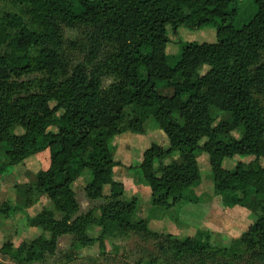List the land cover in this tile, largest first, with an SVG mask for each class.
<instances>
[{"label":"trees","instance_id":"1","mask_svg":"<svg viewBox=\"0 0 264 264\" xmlns=\"http://www.w3.org/2000/svg\"><path fill=\"white\" fill-rule=\"evenodd\" d=\"M14 3L19 13L0 15V142L8 144L7 164L45 150L50 164L21 190L20 203L0 204V216L23 213L30 226L51 236L17 247L7 240L2 253L20 264L43 263L56 254L63 234L74 236L76 248L94 243L88 228L96 224L103 243L131 235L152 242L150 264H264V0H253V13L240 22L238 0ZM168 26L175 35L181 26H212L217 40L181 41L172 64ZM67 30L77 35L68 37ZM213 107L232 121L216 125ZM152 127L168 140L166 146L153 142L137 165L152 208L177 219L185 205L200 203L199 156L207 153L216 194L254 217L229 248L214 245L208 232L182 238L136 219L138 198H127L125 184L114 177V141ZM237 129L242 137H231ZM236 156L256 159L228 169L225 160ZM87 172V197L104 200L99 217L81 211L72 187ZM36 205L39 210L28 214Z\"/></svg>","mask_w":264,"mask_h":264},{"label":"rangeland","instance_id":"2","mask_svg":"<svg viewBox=\"0 0 264 264\" xmlns=\"http://www.w3.org/2000/svg\"><path fill=\"white\" fill-rule=\"evenodd\" d=\"M240 17L238 21H244L254 11L253 0H238ZM7 12L19 13L20 6L14 0H0V15ZM239 21V22H240ZM238 22V24H239ZM171 41L167 46L170 63L178 61L181 53V45L185 42H213L217 40L216 28L207 26L201 29H192L181 26L178 34L172 32V27L168 26ZM77 32L67 30L68 37H75ZM182 41V44H181ZM210 67H204L200 72L206 73ZM114 78H107L104 87H108ZM212 116L216 118L215 124L224 121H232L229 112L213 107ZM131 114V108H128ZM150 126H153L151 124ZM18 132H22L19 128ZM231 137L241 138V130H233ZM153 142L167 145L168 140L156 127H152L146 134H135L125 132L116 137L114 141L115 159L119 165L115 168L114 177L125 184V195L127 198H138V209L136 219L140 217L148 218V225L151 229L159 232L173 233L178 237L186 238L194 236L198 231L209 233L214 245L220 247H230L234 239L239 238L253 223L252 212L243 206H227L222 196L216 194L214 189V179L210 168L208 154L203 152L199 156L202 173L201 182L195 187L196 192L203 199L198 204L185 205L175 219L165 215L162 211L152 208L150 202L151 192L148 188L138 164L143 160V152ZM8 144L0 142V203L10 200L13 203H20L22 193L26 184L31 183L37 171L47 169L50 164V154L48 150L32 155L17 164L6 163V149ZM255 156H236L234 159H226L225 166L228 169L235 168L239 160L251 162ZM259 162L264 165V158ZM130 165L135 168L130 169ZM73 184V189L77 193L81 204V211H95L99 217L101 215V205L103 199H89L85 192L87 182H90L89 172ZM108 191V188H106ZM18 197V199H17ZM43 204L52 207L47 197H42ZM39 210V206L28 209V214L33 215ZM103 228L99 225H91L88 234L94 238L92 244L76 248L74 236L63 234L59 237L58 249L55 255H49L43 263L33 264H150L147 251L153 249V243L147 242L137 235L131 236H109L103 243L99 239ZM50 238L51 232H46L41 228L32 227L28 224L26 215L17 213L10 218L0 216V264H20L11 258L10 255L2 253L1 249L7 240H10L16 247L24 240L36 239L40 236ZM74 248V250H73ZM248 263V262H246ZM156 264H161L160 262Z\"/></svg>","mask_w":264,"mask_h":264},{"label":"crops","instance_id":"3","mask_svg":"<svg viewBox=\"0 0 264 264\" xmlns=\"http://www.w3.org/2000/svg\"><path fill=\"white\" fill-rule=\"evenodd\" d=\"M148 188H149V187H148ZM149 189H150V188H149ZM150 192H151V189H150ZM17 199H18V197H17ZM5 201H10V200H5ZM2 202H4V201H2ZM2 202H1V203H2ZM11 202H12V201H11ZM1 203H0V204H1ZM12 203H13V202H12ZM14 204H15V203H14Z\"/></svg>","mask_w":264,"mask_h":264}]
</instances>
